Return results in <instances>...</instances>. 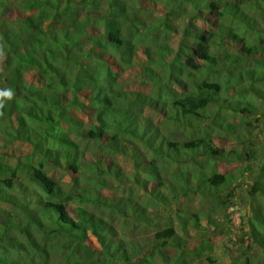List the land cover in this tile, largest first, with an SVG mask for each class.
<instances>
[{
	"label": "trees",
	"instance_id": "1",
	"mask_svg": "<svg viewBox=\"0 0 264 264\" xmlns=\"http://www.w3.org/2000/svg\"><path fill=\"white\" fill-rule=\"evenodd\" d=\"M263 9L264 0H0V91L13 93L0 96V146H30L3 149L16 163L0 158V201L22 208H0V264H157L169 262L166 248L180 264L202 257L205 245L186 233L209 227L187 201L219 196L233 178L217 164L242 154L217 145L241 137L216 108L264 119L241 96L249 89L264 103ZM258 151L250 196L264 195V144ZM242 218L264 264V212ZM150 225L153 242L122 233Z\"/></svg>",
	"mask_w": 264,
	"mask_h": 264
},
{
	"label": "rangeland",
	"instance_id": "2",
	"mask_svg": "<svg viewBox=\"0 0 264 264\" xmlns=\"http://www.w3.org/2000/svg\"><path fill=\"white\" fill-rule=\"evenodd\" d=\"M261 13L263 14L264 19V9L261 10ZM227 24L229 25L230 22L227 21ZM255 42L262 43L264 45V31H260V33L257 34L255 37ZM240 47L241 45L239 44L236 48L239 49ZM259 85V83L256 84V86ZM260 86L264 87L263 85ZM235 95L238 94H232V96L222 94V97L226 96L231 100L236 97ZM242 95L246 97V100L254 102L259 107H264L263 101L256 98L257 96L254 91L247 89L245 92H241V96ZM240 105L246 106L244 103H241ZM213 107L216 108L217 105H213ZM218 110L219 113L223 114L227 120L236 126V131L240 135L241 139H239L238 142H234V140L230 139L227 143L220 141L217 142V145L219 144L227 150H234L236 153L241 152L242 154L240 153L241 155L239 157L236 156L230 161L219 162V164H217L218 172L224 173L233 178L232 184L225 187L223 186L219 196L211 198L200 197L196 195L187 201L188 206L192 210L199 212V216L204 223L203 225L209 227L208 229H198L196 231L192 229L186 233L188 235L187 238L195 247L199 246L200 244H204L205 246L203 251L206 248L202 257L190 256L189 258L193 264H208L207 255L209 254L211 257H214L217 254V256H219L218 261L214 262L213 264H256L260 258L259 249L251 242L249 238V235L251 234L248 232V226H246V223L242 217H246L247 213H251L252 206L259 207L264 212V195L255 194L250 196L247 193V189L250 187L251 182L253 181L252 175L247 170L250 168V165L255 162L254 159L260 155L258 147L264 144V119L261 117L258 121H256L253 117L260 115H248L239 111L234 112L227 108H216V111ZM3 149H12L19 154H29L28 152L30 151V146L26 142H23L19 139L7 140L5 145L0 146V158L4 157L3 160H5V162L12 164L16 163V158L12 156L5 157L6 155H2ZM64 179L67 180L68 176H64ZM229 191L231 192V197L229 198L232 204L224 206L223 201ZM112 192L117 194L121 192V189H116ZM106 193H111V191H106ZM0 208L6 212H11L15 216L22 213V208L15 203L13 204L0 201ZM100 211L103 214L108 215L107 212L102 210ZM70 214L75 217V214L72 210L70 211ZM212 222H215L216 225H213ZM157 227L159 226L150 225L142 229L143 231L139 233H133L129 228L126 227L123 229L122 233L127 238L138 236L142 238V240H145V242H153L154 231ZM13 234L16 235L17 233L14 232ZM209 244H212L213 247L211 252H209L207 249ZM150 249L151 248L148 250ZM166 250L169 254V262H165L157 256L156 263L180 264L178 262L180 260L176 256V252L169 248H166ZM2 251L3 250L0 249V260L3 259L1 257ZM5 261L9 262L6 258ZM106 264L120 263L108 261Z\"/></svg>",
	"mask_w": 264,
	"mask_h": 264
},
{
	"label": "clouds",
	"instance_id": "3",
	"mask_svg": "<svg viewBox=\"0 0 264 264\" xmlns=\"http://www.w3.org/2000/svg\"><path fill=\"white\" fill-rule=\"evenodd\" d=\"M12 95H13V93H12V91L10 89L4 90V91H0V96L6 97L8 99H11Z\"/></svg>",
	"mask_w": 264,
	"mask_h": 264
}]
</instances>
